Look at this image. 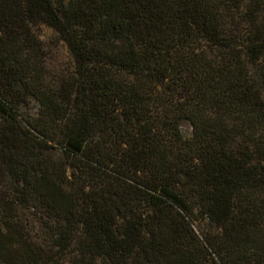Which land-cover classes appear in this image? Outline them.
<instances>
[{"label":"trees","instance_id":"16d2710c","mask_svg":"<svg viewBox=\"0 0 264 264\" xmlns=\"http://www.w3.org/2000/svg\"><path fill=\"white\" fill-rule=\"evenodd\" d=\"M0 264H264V0H0Z\"/></svg>","mask_w":264,"mask_h":264},{"label":"rangeland","instance_id":"374dc122","mask_svg":"<svg viewBox=\"0 0 264 264\" xmlns=\"http://www.w3.org/2000/svg\"><path fill=\"white\" fill-rule=\"evenodd\" d=\"M40 34H41L42 40L52 47V51H50V58L52 59L53 64L51 66L57 69V68H61L63 65L68 63L69 57H68V53L66 49L61 46L57 47V46L52 45V42L57 43L53 32L47 28H43ZM32 111L35 115L37 114L38 105L36 103L34 104ZM182 134L187 139L192 137L193 130H192L191 125L188 122H185L182 125Z\"/></svg>","mask_w":264,"mask_h":264}]
</instances>
